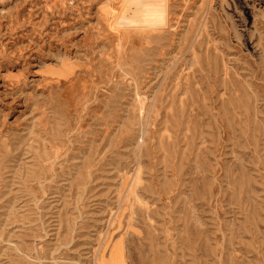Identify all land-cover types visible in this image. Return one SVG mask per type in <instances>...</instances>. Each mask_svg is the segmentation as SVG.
Returning a JSON list of instances; mask_svg holds the SVG:
<instances>
[{
  "label": "rangeland",
  "instance_id": "374dc122",
  "mask_svg": "<svg viewBox=\"0 0 264 264\" xmlns=\"http://www.w3.org/2000/svg\"><path fill=\"white\" fill-rule=\"evenodd\" d=\"M0 264H264V0H0Z\"/></svg>",
  "mask_w": 264,
  "mask_h": 264
}]
</instances>
